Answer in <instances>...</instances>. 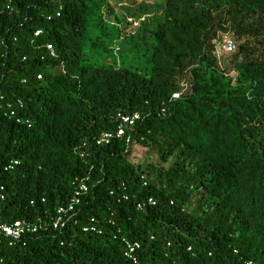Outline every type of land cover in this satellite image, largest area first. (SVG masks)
<instances>
[{"label":"trees","instance_id":"16d2710c","mask_svg":"<svg viewBox=\"0 0 264 264\" xmlns=\"http://www.w3.org/2000/svg\"><path fill=\"white\" fill-rule=\"evenodd\" d=\"M121 2L0 0V264H264V0Z\"/></svg>","mask_w":264,"mask_h":264},{"label":"built area","instance_id":"2783aa9c","mask_svg":"<svg viewBox=\"0 0 264 264\" xmlns=\"http://www.w3.org/2000/svg\"><path fill=\"white\" fill-rule=\"evenodd\" d=\"M236 49H237V45L235 40L233 39V36L230 33H227L222 35V37L219 39L214 50V55L221 63L223 60L228 59L236 51ZM0 95H1V91H0ZM174 97L179 98L180 93H176ZM18 104L20 107L24 106L21 100H18ZM8 107L10 109L11 116L15 115L16 110L13 108V106L10 104ZM140 118H141L140 113H135L133 115H124L120 113L118 115V119L120 120V125L118 126L117 134L113 135L110 132H105L100 137L98 143L99 144L107 143L114 136L118 138L122 137L125 134V129L123 124L134 125L137 122V120ZM18 164L19 161H11L7 165L6 170L14 169V167ZM87 190L88 187L82 182L79 186V189L76 190L72 201L68 205L58 207L56 215L51 222V226L55 230L67 226V224L73 220V217L76 215V209L81 204L80 196L84 191ZM4 199H5V194L1 193L0 247L3 245L15 246L19 244L26 235L37 233L43 228L45 224L43 220L32 222V221L17 219L12 223L5 222L2 218V206H1V201ZM147 204L152 206L156 205V200L153 197H150L148 198L147 201L140 202L138 204V208L143 209L146 207ZM91 222H94V219H92ZM83 230L86 232L98 231L97 227L94 224H89L84 226ZM126 245H127L126 256L131 260L132 264H140V258L137 255V251L140 249V243L138 242L131 243L129 241H126Z\"/></svg>","mask_w":264,"mask_h":264},{"label":"rangeland","instance_id":"374dc122","mask_svg":"<svg viewBox=\"0 0 264 264\" xmlns=\"http://www.w3.org/2000/svg\"><path fill=\"white\" fill-rule=\"evenodd\" d=\"M124 1V0H123ZM126 1V0H125ZM130 3L135 4L144 0H128ZM113 5H116V10L120 11V5L122 4L121 0H113Z\"/></svg>","mask_w":264,"mask_h":264}]
</instances>
